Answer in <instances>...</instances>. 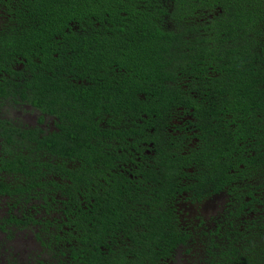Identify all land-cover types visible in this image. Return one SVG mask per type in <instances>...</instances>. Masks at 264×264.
Instances as JSON below:
<instances>
[{"label": "trees", "instance_id": "trees-1", "mask_svg": "<svg viewBox=\"0 0 264 264\" xmlns=\"http://www.w3.org/2000/svg\"><path fill=\"white\" fill-rule=\"evenodd\" d=\"M0 236V264H264V0H0Z\"/></svg>", "mask_w": 264, "mask_h": 264}, {"label": "rangeland", "instance_id": "rangeland-1", "mask_svg": "<svg viewBox=\"0 0 264 264\" xmlns=\"http://www.w3.org/2000/svg\"><path fill=\"white\" fill-rule=\"evenodd\" d=\"M36 112H27L25 115H24V119L27 121V122H34L36 120ZM208 209H212L213 208L210 206L208 207ZM1 237V236H0ZM19 242H20V245L24 246V245H31L29 243V240H27V238H25L24 240H21V238L19 237L18 239L16 238V240H9L7 241V244H14L15 246H19ZM24 249V248H23ZM23 249H21V251H23Z\"/></svg>", "mask_w": 264, "mask_h": 264}]
</instances>
